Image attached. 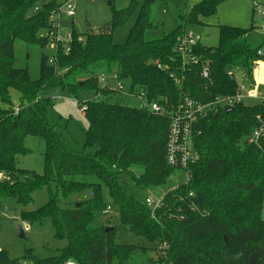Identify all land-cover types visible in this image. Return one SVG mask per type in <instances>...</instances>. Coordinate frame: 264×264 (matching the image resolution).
<instances>
[{"label": "trees", "instance_id": "obj_1", "mask_svg": "<svg viewBox=\"0 0 264 264\" xmlns=\"http://www.w3.org/2000/svg\"><path fill=\"white\" fill-rule=\"evenodd\" d=\"M156 1H143L123 44L113 42V32L136 11V0L123 9L111 5L109 25L99 32L87 30L83 39L72 27L68 43H57L51 58L41 55L39 77L34 80L27 68L14 67V42L46 48L56 33L51 24L59 22L52 17L63 3L0 0V207L6 201L27 207L33 193L46 188V204L22 210L19 218L40 226L49 220L53 237L65 242L52 257L38 259L26 251L20 260L134 264L147 248L118 244L117 233L126 230L150 244L165 246L157 260L147 258L145 264H248L250 257L254 264H264V139L256 144L245 141L257 125L261 108L236 104L229 113L218 110L200 121V134L193 142L198 161L191 167L192 177L187 185L163 196L155 218L144 201L120 183L125 176L139 190L148 191L165 185L174 174L165 160L168 121L142 108L106 102L104 98L116 91L101 86L100 74L114 73L131 92H143L147 102L177 99L182 92L170 76V70L179 66L173 49L188 27L202 25L201 19L214 15L226 0H200L187 15H178L172 32L147 40L145 33L156 27L150 17ZM41 30H47L46 36L38 35ZM254 30L253 23L246 29L219 25L217 46L196 49L203 61L211 63L212 85L206 88L197 65L187 71L183 92L202 101L234 94L236 84L228 69H244L251 77L254 62L261 59L264 33L254 35ZM52 87L68 90L75 99L79 91H90L97 99L78 103L88 125L81 151L71 149L48 122L54 99L42 94ZM11 90L20 95L17 113ZM28 136L44 142L42 174L17 167V157L31 153L24 146ZM86 147L98 150L89 154ZM91 178L96 182H89ZM87 190L91 199L73 208L59 206L61 200ZM107 208L116 210L119 226L101 221ZM20 260L0 250V264H20Z\"/></svg>", "mask_w": 264, "mask_h": 264}, {"label": "rangeland", "instance_id": "obj_2", "mask_svg": "<svg viewBox=\"0 0 264 264\" xmlns=\"http://www.w3.org/2000/svg\"><path fill=\"white\" fill-rule=\"evenodd\" d=\"M51 0H43L48 2ZM59 3H66L71 1L74 6V15L71 18L64 14L60 20L59 37L60 41L49 39L46 48L41 49L38 46H27L21 41L16 40L13 45L15 64L14 67L18 69L27 68L32 79L39 77L40 57L42 54L51 58L55 52L56 43L66 44V38L69 35L72 27L82 37L87 33V30L99 32L105 29L111 20V10L108 1L116 9H123L128 6L131 0H56ZM138 8L132 14L130 19L120 28H116L113 32V42L115 44H123L133 27L137 17V12L144 0H136ZM200 0H157L151 6L150 17L152 23L156 26L152 30L145 33L147 40L159 39L164 34L170 33L177 25L178 15H184L189 12V7L198 3ZM257 4L264 6V0H226L221 3L214 15L203 18L202 25L195 27H188L186 31L193 32L200 35L202 38V45L205 47L215 48L218 44V26H230L238 28H249L253 23L259 26L264 22V18L258 16L253 10ZM256 5V6H257ZM66 10H63V13ZM55 17V16H53ZM54 20V19H52ZM47 30H41L39 36H46ZM258 35L257 31L253 32ZM264 53V47L262 48ZM57 73H62V70L57 69ZM228 73L231 74L239 84L244 83V69L230 68ZM113 73L100 74V84L104 88L115 89V81L112 77ZM126 83V87H127ZM126 89V88H125ZM140 93L139 89H135L133 95H126L124 93L116 92L111 94L104 100L110 104H119L131 108L140 109L141 101L137 98ZM43 97L54 99V105L47 111V119L51 126H54L56 131L63 136L66 144L74 150H83L85 142V133L87 130V121L83 115L82 108L80 109L78 103L86 102L88 100H97L94 93L90 91H79L77 99L66 89L60 87H52L42 94ZM10 98L15 107H18L20 95L16 90L10 91ZM101 99V98H100ZM15 109V108H14ZM24 146L31 151L26 155L17 157V167L33 171L37 174H42L43 171V156L45 145L42 140L34 136H28L24 140ZM98 150V147H86V153L93 154ZM89 182H96L95 178L88 180ZM182 182V173L175 171L171 175L166 184L155 188L153 190L142 191L135 187L129 178L123 176L121 185L125 187L130 195L143 202L146 198L163 197L167 192L175 190ZM51 190L55 192V186L51 185ZM107 194L105 191L104 197ZM92 193L90 190L82 193L70 195L67 199L61 200L59 206L61 208H73L78 203L91 199ZM48 199V190L46 188L36 191L32 195V204L27 207L16 205L12 201L2 202L0 207V250L6 251L10 259H21L26 251H31L32 256L38 259H46L56 255L57 249L63 248L65 242L56 240L53 237V228L49 220L43 222V225L37 223L30 225L22 222L19 218V213L22 210L33 211L46 204ZM262 219L264 220V202L262 208ZM101 221H110L111 225L119 226L118 216L115 209H106L101 216ZM18 227L24 232V238L21 239L18 235ZM116 242L118 244H131L137 246H144L147 248L145 255H139L134 260V264H145L147 258H155L156 260L161 255L164 245H156L148 243L144 239L129 233L126 230L117 233ZM27 263V260H20V264Z\"/></svg>", "mask_w": 264, "mask_h": 264}, {"label": "built area", "instance_id": "obj_3", "mask_svg": "<svg viewBox=\"0 0 264 264\" xmlns=\"http://www.w3.org/2000/svg\"><path fill=\"white\" fill-rule=\"evenodd\" d=\"M257 5V4H256ZM255 6L253 10L256 14L264 18V6ZM35 8L34 11H37ZM66 10L63 13V10ZM68 18L74 15V6L71 1L63 4L58 14H55L52 19L59 20L58 23L51 24L52 29L56 31L55 39L60 41L58 35L60 29V20L62 15ZM258 34L264 33V22L259 26H255ZM54 39V37H51ZM66 43L70 41V35L66 38ZM57 42V43H58ZM56 43V44H57ZM202 45V38L200 35L194 34L190 31H185L184 35L180 37L173 49L177 56L179 66L177 70L171 71L168 66L157 64L161 69L170 70V76L174 84L178 87L180 96L173 100L171 98H159L158 100L147 102L145 94L140 91L138 99L141 101V108L150 113L166 118L168 121L167 139L165 147V160L169 167L175 171L182 173V182L179 185H187L190 181L191 167L198 161V155L194 149V139L200 134L197 126L200 121L205 119L209 113L218 110L232 109L236 104L245 106H255L261 108L262 112L256 116L257 125L255 129L245 137L247 144H256L264 139V53L262 49L258 52L261 59L254 62L252 66V74L249 77L244 71V83L239 84L236 79L228 73V76L235 82L236 88L232 95H218L209 101L196 100L183 92L186 80L187 71L197 65H201L200 77L208 85H212L210 79L211 63L203 61L196 53V49ZM56 50V46H55ZM66 53L69 48L65 49ZM55 53V52H54ZM54 60H50L53 63ZM115 81V91L124 93L126 95H133L134 91H130L126 82L117 81V76L112 75ZM126 88V89H125ZM18 107L15 108V113L18 112ZM84 108H82V111ZM163 197L156 199L146 198L145 205L150 209L151 216L155 218L156 210L161 207ZM27 264V263H23ZM65 264H76L74 261H67Z\"/></svg>", "mask_w": 264, "mask_h": 264}, {"label": "water", "instance_id": "obj_4", "mask_svg": "<svg viewBox=\"0 0 264 264\" xmlns=\"http://www.w3.org/2000/svg\"><path fill=\"white\" fill-rule=\"evenodd\" d=\"M108 5H109V7L111 6V2H110V1H108ZM230 111H231V109H226V110H225L226 113H229ZM18 235H19V237H20L21 239L24 238V232H23V230H22L20 227H18ZM248 264H254V259H253V257H250V259H249V261H248Z\"/></svg>", "mask_w": 264, "mask_h": 264}, {"label": "crops", "instance_id": "obj_5", "mask_svg": "<svg viewBox=\"0 0 264 264\" xmlns=\"http://www.w3.org/2000/svg\"><path fill=\"white\" fill-rule=\"evenodd\" d=\"M193 6V4L189 7V9L191 8ZM188 14V12H185L184 13V15H187ZM201 21H202V19H201ZM203 24V23H202Z\"/></svg>", "mask_w": 264, "mask_h": 264}]
</instances>
